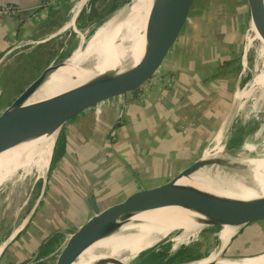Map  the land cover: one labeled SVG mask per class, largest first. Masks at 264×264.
<instances>
[{
	"label": "crops",
	"instance_id": "1",
	"mask_svg": "<svg viewBox=\"0 0 264 264\" xmlns=\"http://www.w3.org/2000/svg\"><path fill=\"white\" fill-rule=\"evenodd\" d=\"M79 2L0 0V6L13 4L20 9L16 17L0 16L3 76L13 79L21 72L23 60L39 65L35 73L39 75L55 59L76 49L79 37L68 25L67 16L73 15ZM194 16L187 20L159 74L142 93L120 112L70 137L53 174H47L39 186L36 182L35 190L30 187L32 199L26 216L0 244L8 242L3 253L14 242L17 247L4 264H32L37 259L36 264H53L54 253L67 236L91 215L85 216L86 210L91 212L90 195L99 207L103 197H124L139 188L165 183L209 148L231 110L234 92L242 86L243 36L237 32V15ZM2 82L0 112L17 96L4 98L6 85ZM232 124L223 141L231 157L247 130L238 119ZM114 201L102 202L108 206ZM28 228L31 231L25 237ZM54 235L60 238L48 243ZM45 246L49 253L40 257ZM225 251L231 256L264 251V225L235 237Z\"/></svg>",
	"mask_w": 264,
	"mask_h": 264
},
{
	"label": "bare ground",
	"instance_id": "2",
	"mask_svg": "<svg viewBox=\"0 0 264 264\" xmlns=\"http://www.w3.org/2000/svg\"><path fill=\"white\" fill-rule=\"evenodd\" d=\"M86 1L81 0L79 3L82 5ZM262 1L264 7V0ZM158 7L159 0H130L107 21L101 23L86 42L88 44L93 38L88 47L85 45L78 48L68 59L50 69L44 80L33 86L23 97L18 106L22 119L16 133H24L33 125V122H29L31 118L49 113L69 95L101 89L124 62H137L154 40ZM70 23L72 20L68 25ZM98 46L101 48L97 49ZM259 51L262 58L261 70L254 76L248 89L239 88L234 95L231 111L215 134L213 143L216 151L214 154L205 153L204 160L221 155L222 141L233 116L241 108L242 99L257 89L264 93L263 42ZM52 145L53 137H41L2 152L0 186L18 172L22 175L29 174L32 168L39 177H45ZM245 149L254 150V145H246ZM235 163L236 168L229 173L221 169L213 172L201 169L178 181L195 187L206 195V198L202 199V207H198L196 211L182 208L172 202H169L170 206L153 212L145 210L139 203L133 204L118 214L113 223L104 230L106 234L111 235L93 242L79 255L74 264H116L110 259L118 256H122V261L126 262L129 257L153 246L171 233V229L177 225L169 224L167 217L203 223L245 200L264 197V153L237 157ZM192 231L194 230L186 228L173 237V247L184 243ZM1 248L2 245L0 252ZM218 261L227 262L226 259ZM238 262L263 264L264 253L246 257Z\"/></svg>",
	"mask_w": 264,
	"mask_h": 264
},
{
	"label": "water",
	"instance_id": "3",
	"mask_svg": "<svg viewBox=\"0 0 264 264\" xmlns=\"http://www.w3.org/2000/svg\"><path fill=\"white\" fill-rule=\"evenodd\" d=\"M87 1L82 5L79 3L76 10L73 12L70 26L74 32H76L75 19ZM242 1L248 12L250 28L254 33L255 38L252 40H258L261 46V42L264 43L263 1ZM193 2L194 0H159L154 40L151 47L137 62H124L113 72L110 80L101 89L76 93L73 96L69 95L67 99L62 101L49 113L41 117L31 118L29 122H33V125L24 133L17 134L16 131L19 127V121L22 119V113L19 111L18 107L19 103L33 86L44 80L50 69L56 68L59 64L68 59L74 51L86 44L89 39L86 41L83 33H80V43L69 56L59 62L47 65V67L0 112V154L10 148L41 137H53V145L50 153L51 159L54 149L59 144H66L70 137L78 134L87 127L100 124L112 113L120 112L130 100L138 97L147 85L159 74L171 50L177 43L183 26L189 19V12ZM256 36H258L260 40ZM242 56H245L244 51ZM241 65L242 71L240 74H243L245 65L242 61ZM236 114L233 116L229 127ZM261 128L260 126L258 130L260 131ZM214 138L215 135L211 142L214 141ZM205 153L208 152L205 151L204 154ZM204 154L197 161L178 172L169 181L150 188H139L126 195L123 199L104 208L100 209L96 204L94 196L90 195L91 215L67 236L63 245L58 250L53 264H74L79 255L93 242L111 235V233L106 234L104 230L113 223L118 214L133 204L139 203L145 210L150 212L170 206L169 202L182 208H189L192 211H196L200 206L202 207V199L206 198L203 191L192 186L178 183V181L181 178L191 176L201 169H207L210 172L221 169L229 173L236 168V158L228 156L225 149H223L221 155L206 160L203 159ZM45 178L46 175L44 181ZM28 219L29 216L26 218L23 225ZM167 221L169 224L177 225L171 229V233L183 232V230L188 228L194 230L191 232L192 235L198 236L206 233H213L214 235L210 247L203 255L176 264H242L238 261L244 258L226 259L222 258V255L226 252V248L235 237L264 225V197L245 200L224 211L214 219L203 223L183 221L174 217H167ZM16 233H14V235ZM7 243L8 242H4L2 244L1 252ZM146 249L129 257L126 262L122 261V256L111 257L110 260L116 264H132L136 261L138 255ZM218 259H226L227 262L219 263Z\"/></svg>",
	"mask_w": 264,
	"mask_h": 264
},
{
	"label": "rangeland",
	"instance_id": "4",
	"mask_svg": "<svg viewBox=\"0 0 264 264\" xmlns=\"http://www.w3.org/2000/svg\"><path fill=\"white\" fill-rule=\"evenodd\" d=\"M124 1L125 0H117L116 5L121 4V7H122L124 5V4L122 5ZM128 1L129 0H127V2ZM121 7H119L117 10L111 11L110 13H109L110 6H108L105 10H102L101 11L102 13H109L103 22H105L109 17H111L114 13H116ZM194 15H223L225 17H227V15H237L239 18L236 24V28H237V32L239 34L241 33L243 36L242 48L244 47L246 43L245 36H246L247 31H248V34H250L249 35L250 38L251 39L254 38V35H253L254 33L252 32V30H250L251 28H250L248 12L242 0H194L192 8L189 12V20H192L193 17H195ZM72 16L73 15L67 16L68 22L71 21ZM242 18H244V20ZM93 26L94 25H92L91 27ZM87 32H88L87 29L86 31L82 32L84 35V38H86ZM92 34L89 35L88 39L92 36ZM79 36L80 35H77V37ZM78 40L80 42L81 36L78 38ZM92 40L93 38L89 41L88 44L86 43L85 45H87L88 47L89 44H91ZM100 48L101 46L97 47V49H100ZM259 49H260V43L258 42V40H252V42L250 43L249 49L247 51V54H246V61H245V68H244L245 69L244 74L249 73L250 79L244 85L239 86L236 89L234 95L237 94L239 88L244 89V90L248 89L251 85V82L254 76L257 75L258 72L261 70L262 58L259 54L260 52ZM35 54H38L37 56L41 57L39 56V54H41L39 53V51H37ZM48 56H49V53L47 52V57ZM36 63L38 65V60H36ZM19 67L21 69V72H18L15 75V77L11 80H8L10 79L8 74L3 76L4 70L0 71V81H3L2 83L6 85L5 92L3 95L4 98L18 95V93L25 88L26 84L31 82L30 80H33V78H36L38 75V73L37 74L35 73H36V70H39L38 69L39 65L36 66L34 63H31L28 60H23L19 64ZM237 119L239 121V125L240 124L243 125L247 130L244 132L243 139H240L239 147L237 148L236 154L233 155V157L237 158V157L252 156L254 154H260V153L263 154L264 153V93L261 89L255 90L252 94L242 99L241 108L239 109V111H237ZM260 126L262 128L259 131L258 129ZM89 128L91 129V127ZM223 141L221 144L222 151L224 148ZM251 143L252 145H254V150H251V151L246 150L245 146L250 145ZM208 149H209L208 151L209 154L215 153L216 149L214 148L213 142H211ZM50 161H49V165L46 171L45 181L47 180V174L48 176L50 174H53V171L55 170V167L57 165L56 163L52 169H49ZM20 173L21 172H18L17 174L12 176L9 180L5 181L0 186V244L1 242L5 240L6 236L11 232V230L15 228L18 224H20V222L26 216L30 201L32 199L30 197V187L34 188L35 190V186H34L35 183L36 182L43 183L44 181V177H39V174L36 172L34 168L30 169L29 174L27 175H22V173L21 174ZM124 197L123 195L121 197L120 196H116V197L107 196V197H103L102 201L113 202L115 200L117 202V200L119 201L121 200V198L123 199ZM102 201L99 204L100 208L107 206V205H104L105 203ZM90 214L91 212H88L86 210L85 216L88 217ZM29 231H31L29 230V228L26 231H24L23 236L26 237ZM180 233L181 232L170 233L167 237L163 238L162 240L157 242L155 245H153V247H157L156 250L158 249L162 250L168 245V243H170V246H169L170 251L171 250L177 251L181 246H186L187 249L189 250V253L185 255L186 257L188 255L192 257H199V255H203L206 252V250L210 247V244L212 242L211 239H213L214 237L212 234H208V235L202 234V235H198V237L194 236L190 240L188 238V242L178 244L179 246L177 245L176 248H173L174 242L172 241V238L179 235ZM16 248L17 247L15 246V242L10 244L8 248L4 250V253L0 259V264L6 263L11 258L12 250ZM147 250L148 249L144 251H147ZM263 252L264 251H260L258 253L247 255V256L246 255L245 256L235 255V254L231 256L230 252H224L222 257L226 259H238V258L256 256L257 254H261ZM148 255L149 253H147L144 257H142L141 260L146 261V258ZM55 256H53V259H52L53 262H54ZM156 261H157L156 264H158L159 263L158 260ZM154 262L155 261L143 262V264H153Z\"/></svg>",
	"mask_w": 264,
	"mask_h": 264
},
{
	"label": "trees",
	"instance_id": "5",
	"mask_svg": "<svg viewBox=\"0 0 264 264\" xmlns=\"http://www.w3.org/2000/svg\"><path fill=\"white\" fill-rule=\"evenodd\" d=\"M116 1L117 0H88L87 5H85L82 8V10L80 11L79 15L77 16L75 20V26L77 28H81L83 30L85 28H88V32L85 38L86 40H88L89 35L92 34L95 31V29L99 25H101V23H103L104 19L107 17V15L111 11L117 10L119 7H121V4L116 5ZM126 2L127 0H125L122 3V5L125 4ZM108 6H110L109 13H102L101 11L105 10ZM92 25H94L96 28L94 26L91 27ZM70 53H68V55H62L61 57L55 59L54 63L63 60L64 58L69 56ZM240 62L241 60L239 59V65H240ZM249 79H250V74L249 73L245 74V76H243V78L241 79V85H244L247 81H249ZM236 120H237V117L235 118L234 123L232 125L236 123ZM243 129L244 128L241 127V130ZM64 148H65V143H62V144H59L54 149L52 156H51L49 169H52L54 165L58 162V160L63 156ZM37 186H39V183ZM53 241H54V237L50 239L49 243H52ZM169 246H170V243H168V245L162 250H159V249L156 250L157 247H152L148 249L147 252L149 253V255L146 258V262L155 261L153 264H156L157 262L156 260H158L159 262L158 264H176V263L186 262V261L197 258V257L189 256V255L187 257L185 256L186 254L189 253V250L187 249L186 246H181L177 251H172V250L170 251ZM46 247L47 246H45V250L42 252V254L49 252L48 248ZM2 253L3 251L1 252V254ZM1 254H0V257H1ZM132 264H139V263L134 262ZM140 264H143V263H140Z\"/></svg>",
	"mask_w": 264,
	"mask_h": 264
},
{
	"label": "built area",
	"instance_id": "6",
	"mask_svg": "<svg viewBox=\"0 0 264 264\" xmlns=\"http://www.w3.org/2000/svg\"><path fill=\"white\" fill-rule=\"evenodd\" d=\"M75 9H76V6L73 8V12L75 11ZM20 13V9H19V7H17V6H15V5H13V4H5V5H1L0 6V16H3V17H16L18 14ZM75 33H77L78 35H80V31L79 30H77L76 28H75ZM250 31V30H249ZM250 34H248V31H247V33H246V36H245V39H246V43H245V45H244V47H243V51H244V53H245V56H242V58H241V61H242V63L245 65V61H246V54H247V51H248V49H249V43H250V41L252 40L251 38H250V36H249ZM80 37V36H79ZM207 152L209 151V149L207 148V150H206ZM194 236H197V235H189L188 237H187V240L184 242V243H186V242H188V238H189V240L191 239V238H193ZM172 241H173V238H172ZM182 244V243H181ZM174 248V247H173Z\"/></svg>",
	"mask_w": 264,
	"mask_h": 264
},
{
	"label": "flooded vegetation",
	"instance_id": "7",
	"mask_svg": "<svg viewBox=\"0 0 264 264\" xmlns=\"http://www.w3.org/2000/svg\"><path fill=\"white\" fill-rule=\"evenodd\" d=\"M88 2V1H87ZM86 5H87V3H86ZM78 16V15H77ZM76 27V26H75ZM77 29V28H76ZM78 30V29H77ZM87 30H88V28H87ZM84 31H86V29L84 30ZM81 33L83 32V31H80ZM65 149V148H64ZM9 236V234L6 236V238ZM54 237V240H56V239H59L60 237L58 236V235H54V236H52L51 238H49L48 239V243H49V241H50V239H52ZM49 252H47V253H45V254H43V255H41L40 257H44L46 254H48ZM148 252L147 251H143V252H141L139 255H138V257H137V259H136V263H139V261H140V263H143V262H146V261H143V260H141V258L142 257H144L146 254H147ZM56 254V253H55ZM54 254V255H55ZM37 261H38V259L37 260H35V261H33V263L32 264H36L37 263ZM139 263V264H140Z\"/></svg>",
	"mask_w": 264,
	"mask_h": 264
}]
</instances>
